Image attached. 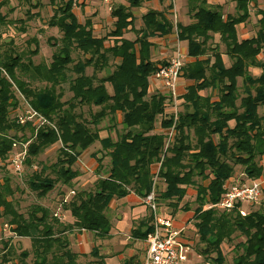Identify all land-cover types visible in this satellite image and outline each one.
Instances as JSON below:
<instances>
[{
    "label": "trees",
    "instance_id": "trees-1",
    "mask_svg": "<svg viewBox=\"0 0 264 264\" xmlns=\"http://www.w3.org/2000/svg\"><path fill=\"white\" fill-rule=\"evenodd\" d=\"M20 1L32 4V0ZM234 1L235 15H224L219 5L187 0V15L192 21L186 26L173 25L167 18L172 5L162 11L150 9L141 18L142 29L134 30L135 38L129 40L124 35L134 23L131 10L139 7L140 1L127 0V6L117 5L110 11L114 23L108 33L110 45L106 46L107 37H95L89 19L80 24L71 0H66L48 21V27L61 34L49 63L35 65L31 57L36 50L16 54L6 47L0 51L1 161L7 159L13 144L28 143L26 165H32L45 149L60 144V159L33 172L28 181L29 188L44 197L58 184L71 187L78 177L73 166L79 153L95 142L100 144L103 157H109L93 190L72 197L67 209L73 219L69 226H61L49 209L38 205L22 217L9 180H0V219L12 226L15 237L30 240V249L17 255L21 264H26L30 255L32 264H79L81 254L70 249L66 234L77 229L106 236L110 221L105 210L110 199H121L129 191L145 198L153 187V167L159 163L158 178L164 183L159 199L168 201L173 214L190 211L184 198L188 188L195 191L194 228L203 246L198 252L205 260L223 264L221 244L236 234L244 240L234 245L232 264H264V206L245 216L238 213L239 208H245L242 204L230 212L206 207L220 201L234 166L244 168L249 182L264 173V167L257 163L264 160V10L258 9L264 0ZM5 3L0 1V10ZM256 7L257 31L240 40L238 26L248 22L250 8ZM5 20L0 15V24L18 22ZM174 27L177 40L189 46L180 75L188 84L176 116L173 110L167 112L169 103L174 106L171 97L159 92L148 97L149 79L167 65L152 61L151 39L171 35ZM30 42L37 44L36 39ZM218 43L224 52L219 51ZM34 83L37 88L32 87ZM64 85L71 97L61 101L57 88ZM15 92L46 124L27 121L21 125V115L10 118L11 111L18 108ZM83 107L98 109L89 114L90 121L76 113ZM118 115L123 140L118 133L115 141L101 139L100 123L105 119L114 122ZM157 118L164 133H154ZM101 161L98 169L103 168ZM151 221V217L143 221L132 235L145 239L152 230ZM11 254L13 249L9 248L4 256ZM90 255L94 264H105L97 247Z\"/></svg>",
    "mask_w": 264,
    "mask_h": 264
},
{
    "label": "rangeland",
    "instance_id": "rangeland-1",
    "mask_svg": "<svg viewBox=\"0 0 264 264\" xmlns=\"http://www.w3.org/2000/svg\"><path fill=\"white\" fill-rule=\"evenodd\" d=\"M5 1L4 8L1 9L0 15L5 16L6 20L4 23H8V21H18L15 24H0V51L4 50L6 47L12 49L16 54L19 53H25L27 51H34L36 50V53L34 56L31 57L33 63L35 65L40 63H49L51 61V56L54 51V44L59 40L61 37V34L58 32L55 28L48 27V21L53 16V14L57 11V9L60 6V3L66 0H32V4H29L27 2H23L20 0H0ZM118 3V0L114 2L112 5H110V8L106 9V7L103 5L102 0H80L75 7H73V13L76 16L78 22L80 24H83L85 20L89 19L92 21V28H93V34L95 37H107V42L105 43L106 46L110 45V38H108V33L113 28L114 20L110 17V11ZM227 3L223 4L222 12L224 15L230 14L235 15L236 10L235 8L232 9L231 7H226ZM178 6V14H180L179 10L182 8L180 7V0L177 1ZM221 7V8H222ZM256 8H250V18L248 22H246V27L240 28V34H244L246 37L249 35H254V33L257 31V24H256V11L258 9L264 10V2H259L258 9ZM183 10V9H182ZM171 11V10H170ZM142 11L135 10V14L137 15V18H139L138 14H140ZM170 19L173 23L179 22V18H177L174 15V12H169ZM139 29L140 26L137 23H134L132 26V29ZM131 30V28H130ZM248 31V32H247ZM242 32V33H241ZM127 36H129L131 39H134V34L127 33ZM31 39H36L37 44H33L30 42ZM157 41V40H155ZM219 40L215 38V42H218ZM214 42V44H216ZM219 45V51L224 52V46L221 43H218ZM168 48L171 47L172 54H168V57L164 59L166 63L174 56L175 52L177 50L183 51V47H187L185 44L178 43L176 40V36L172 38V42H168ZM214 46V45H213ZM159 50V49H158ZM155 59L159 57L157 51H155ZM264 57V50L263 55ZM76 53L73 54V58L76 59ZM161 58V57H160ZM226 64L228 63V59L224 58ZM87 74L91 73L90 69H87ZM72 78L73 75L69 74ZM155 78V77H154ZM156 79V78H155ZM158 80V79H156ZM162 83V82H161ZM32 87L37 88L38 84L34 83L32 84ZM107 90L111 91L110 86L107 85ZM57 93H61V101H66L71 97V94L67 91L66 85L60 86L57 88ZM154 91L149 92V95L153 94ZM15 98L18 101V108L16 110H12L10 113V118H16L19 115H24L25 111L27 110V105L25 103V100L22 98V96L15 92ZM98 109L92 108L91 110H88V108L83 107L82 109H77L76 113H82L83 118H85L87 121H90V113L97 112ZM120 121V115H118V118L114 122H110L108 119L103 120L100 125L99 129L100 131H103V128L107 131V133L102 132V137L104 135L111 137L112 141L116 140V135L114 134V129L118 133V135L123 140L124 138V132L121 130V124H119ZM157 128V124H156ZM17 137H21V134H16ZM26 137H29L28 133H25ZM21 143V142H20ZM28 143H21V145L17 149H26ZM59 149L60 144H55L48 149H45L38 157H36L32 165H26L23 161L22 165V172L20 174L15 173V171L10 167L8 162V155L7 159L1 161L0 160V180L1 179H8L10 188L13 190L14 197L19 202V213L22 217H25L27 214L28 209L33 205H38L39 207H43L47 209H50V212L54 215H56L55 219L57 221H62L64 224L67 223L69 225L70 222L73 221V219L70 216L69 211L67 210L69 208V203L72 200V197L74 194L84 191L89 192L93 190V184L90 185V183L86 186L85 189L80 190L76 189V191H72L70 188H73V182L71 187L68 185H61L58 184L55 186L54 190L49 192L44 197L37 196V193L32 191L28 186V181L30 176L33 172H38L42 167L49 166L51 164H54L59 157ZM12 150V149H11ZM10 150V151H11ZM100 148V144L98 142H95L90 148H88L86 151H82L79 153L78 160H80V155L83 154H90L92 155V158L96 159V157H99L100 154H102ZM103 157V154H102ZM101 161V159H99ZM258 165H262L264 167V160L261 158L260 160H257ZM109 164V157L105 156L103 157V160L101 161V167L97 170V174L104 173L106 170L107 165ZM73 169L77 171L79 175V171L76 166V164L73 166ZM155 170V167H153V172ZM243 180L245 183H249L250 178L247 177V175L244 173V168L242 166L236 165L234 166V172L231 177V179L228 181V183L236 180ZM153 180H155V191L156 193H159L161 191L163 183L160 178L153 176ZM258 180H264V173L259 177ZM65 187L64 190H61L62 187ZM264 186V184H263ZM264 189V188H263ZM133 194L132 191H129L127 195ZM126 195V196H127ZM136 196V195H135ZM158 196V195H157ZM124 198V197H123ZM139 198V197H138ZM65 199V201H63ZM140 200V198H139ZM157 204V211L156 214L160 216L161 219H171L169 217L164 216H173L172 208L168 206V201L165 202L163 200L159 199V196L156 199ZM187 201L188 204H190V211L188 212H182L177 211L178 214L183 215L185 213L186 218L185 221L182 223L183 233L182 236L184 239H186L188 242H190V260L187 264H212V260H205L204 257H202L199 254V250L203 247L198 240V236L196 234V230L194 228V220H193V211L197 207L195 202V191L193 188L187 189V195L184 198V201ZM182 204V203H181ZM245 212L248 213V211L253 209H260L264 206L263 204L259 207L252 205L249 206L248 204H243ZM207 209L210 207V205L206 206ZM171 210V213L169 211ZM150 212V210H148ZM165 213H163V212ZM126 215L123 217L122 222V228L124 230H127L129 227V221H130V210L127 208L125 209ZM142 212V209L140 207H135L131 210L132 214H138ZM176 212V213H177ZM53 215V216H54ZM150 217L153 218V213L150 212ZM152 222V221H151ZM117 226L119 227V222H116ZM115 223V224H116ZM142 221H139L138 224H141ZM137 224L136 227H139ZM66 225V224H65ZM174 228L178 226H173ZM0 239H5L10 237L9 231H11V227L6 224V221L3 219H0ZM177 229V228H176ZM71 233L68 235L69 243H70V249L75 252H81V256L78 257V263L79 264H94V258L90 255V250L94 245L97 244V238L94 240L91 239L93 237L92 232L86 233L87 240L81 236H77V233L74 232V229L69 231ZM95 235V234H94ZM67 236V235H66ZM70 236V237H69ZM76 236V238H75ZM90 237L91 241L88 240ZM101 237V236H99ZM6 240V239H5ZM2 240V241H5ZM242 236H238L234 234L232 236V240L230 242L224 241L221 244V251L224 258L223 264H232L234 257L236 256L235 250L233 249L234 245L237 243L243 241ZM128 241H126L123 238H120L117 236L116 240L110 244L109 247H106L103 250V255L105 259V264H124L125 260V254L128 251V247L126 246ZM1 245V244H0ZM72 245V246H71ZM107 246V244H105ZM139 246L142 247V243H139ZM18 246L12 244L13 253L11 254L7 259L9 262L15 263V264H21L20 259L18 258L15 250H17ZM2 246L0 247V260L2 259L3 253ZM20 251H23L20 249ZM82 252H85L82 253ZM120 252V253H117ZM117 253V254H116ZM32 256L28 257L25 260L26 264H32ZM208 262V263H207Z\"/></svg>",
    "mask_w": 264,
    "mask_h": 264
},
{
    "label": "crops",
    "instance_id": "crops-1",
    "mask_svg": "<svg viewBox=\"0 0 264 264\" xmlns=\"http://www.w3.org/2000/svg\"><path fill=\"white\" fill-rule=\"evenodd\" d=\"M139 1H140V6L137 8H133L131 10L132 15L134 16V23H137L140 26L139 29L134 28L136 31H139L142 29L141 18L148 10L152 9V10L162 11L166 6H169V5H172V9L168 10L167 18L170 19L171 15L169 14V12H174V15L177 18H179V22L173 23V25L181 24V25L186 26V25L190 24L192 21L190 19V17L187 15V0H180V7L183 9V10L182 9L179 10L180 14H178V12H177L179 9L177 6L178 0H171V1H169V0H167V1L166 0H139ZM206 1H207V4L213 5V6L219 5L222 7L223 4L227 3L226 7L229 6L232 9L235 8V1L234 0H206ZM114 2H116V0H114L111 3V5ZM103 5L106 7V9H108L105 4H103ZM117 5L127 6L128 3H127V0H118V3H116V5H114V6H117ZM222 9H223V7H222ZM135 10L142 11L140 14H138L139 18H137V15L134 13ZM72 12H73V9H72ZM91 23H92V21H91ZM241 26L244 28V27H246V24L244 23V24H240L238 26V30H237L238 38L240 40H242V39H246V38L250 37L251 35L246 37L244 34H240V28H242ZM130 28H131V30H130ZM130 28H129V31L127 33L134 34V32H133L134 30L132 29V27H130ZM175 36H176V29L174 27L173 33L171 35H167V36H164L162 38L151 39V42L153 43V46L150 50L152 61H163L164 59H166L168 57V54L173 55L174 52H172L171 47L168 48L167 45H168V42H172V38ZM124 38L131 40V38L129 36H127V34L124 35ZM155 40H157V41H155ZM176 40H177V36H176ZM177 42L185 44L186 46H188V44L186 42H179L178 40H177ZM182 50H183L182 52L187 55L188 51H189V46H188V48L183 47ZM155 51H157V53L159 55V57L157 59L154 58L156 56ZM187 84H188L187 81H185L181 78L179 79L178 84H177L176 108H174V106H172L169 103L167 105V108H169L170 110L167 109V112L173 110V113L176 116L175 111L178 113L181 110L182 100L180 97L184 94L185 86ZM151 91H154V93H156V92L162 93V94L166 95L167 97L169 96L167 89L162 85V83L159 80H156L154 77L149 79V92H151ZM212 98L215 99V96L213 95ZM117 118H118V116H117ZM120 121H121V118H120ZM120 121H119V124H120ZM156 124H157V128H156ZM98 129H99V127H98ZM105 131L106 130L104 128H103V131H100V129H99V136L101 139L108 137L106 135H104V137H102L101 133L105 132ZM105 133H107V131ZM154 133H156V134L164 133V131L160 127V118H157V120H156ZM166 133L167 132H165V134ZM114 134L115 135L117 134L115 129H114ZM80 158L81 159L76 162V166H77V168H79L78 169L79 175L73 182L74 183L73 188H70L71 192L76 191V189H80V190L85 189L89 183L91 185L100 176L104 175V173L97 174V170L99 168L98 161H99V159H103L102 154H100L99 157H96L97 158V160H96V159L92 158V155L84 154V152H83V154L80 155ZM242 180H244V179H242ZM232 182L228 183V181H227L225 184L226 187L229 184H231ZM162 183H163V180H162ZM163 186H164V183H163ZM163 186H162V188H163ZM64 189H65V187L61 188V190H64ZM155 193H156V191H155ZM159 194H160V191H159V193H156V196L157 195L159 196ZM63 201H65V199ZM189 206H190V204H189ZM135 207H140L142 209V212H140L138 214L136 213V214L131 215V210ZM127 208L130 210V216L131 217H130L128 229L124 230L122 228V222H123V217L126 215L125 209H127ZM148 210L149 209L141 202V200H139V198L133 194H129V195H127L121 199H116V198L110 199V201L108 202L107 208L105 210V215L108 217V219L110 221L109 233L106 236H102V237H99L98 235H94V233H91V234H93V237L91 239L94 240L95 238H97V240H98L96 245H94V243H93V247L94 246L97 247L100 255L103 256V258H104L103 250L106 247H109L110 244L116 240L117 236H119L120 238H123L126 241H128L126 244V246L128 247V251L124 256L125 257L124 264H141V261H142L143 255H144V251H145V243H144L143 239L134 237L132 235V231L137 228L136 226H137L139 221L143 222V221H146L147 219L150 218V212ZM163 213H165V212H163ZM169 213H171V210L169 211ZM179 213H182V212H179ZM188 213H185V214H188ZM185 214L180 215L177 212V213L173 214L172 217H171V215L170 216L166 215L164 217L165 218L170 217L171 218L170 220L172 221L173 226H175V227L178 226L176 228H180V227H182L183 221H185V218H186ZM68 222H70V224L73 223V221H68ZM116 222H119V227L117 226ZM59 223L61 226H64L65 224L68 225L67 223L64 224L62 221H59ZM138 226H139V224H138ZM10 227L12 229V226H10ZM0 230H1V228H0ZM74 232L77 233V236H81V238L84 237L87 240V237L85 234L88 232H85V231L82 232L81 230H77V229H74ZM9 233L11 235L8 238L5 237L6 240L0 239V242H2L4 244V246L0 245V247L2 246V249H3V251H2L3 255L6 253V251L9 248H12V244L15 246L16 245L18 246L17 250H15L16 254H19L21 252L20 249H22L23 251H27L30 249L29 238L15 237L11 231H9ZM70 234L71 233L68 232L66 234L67 237ZM75 238H76V236H75ZM91 239H90V237L88 238L89 241H91ZM2 240H5V241H2ZM68 240H69V238H68ZM139 243H142V247L139 246ZM105 244H107V246ZM69 247H70V245H69ZM77 253L81 254V252H77ZM82 253L85 254V252H82ZM117 253H120V252H117ZM5 258L7 259L8 257L2 256V259H5ZM2 259L0 260V264H15V263L9 262V260L2 262ZM104 262H105V259H104Z\"/></svg>",
    "mask_w": 264,
    "mask_h": 264
},
{
    "label": "built area",
    "instance_id": "built-area-1",
    "mask_svg": "<svg viewBox=\"0 0 264 264\" xmlns=\"http://www.w3.org/2000/svg\"><path fill=\"white\" fill-rule=\"evenodd\" d=\"M80 0H71L72 7H75ZM114 0H102V3L110 8ZM187 55L180 50H177L174 56L167 62L166 66L160 67L155 74V78L162 82V85L167 89L169 96L173 101L174 108H176L177 98V84L182 73ZM176 114V111H175ZM21 125L27 121L33 125L46 124L45 120L37 115L32 109L27 106L24 115L18 118ZM171 133H169L170 135ZM20 145L13 144L12 150L8 154V162L15 173L22 172L23 161L26 156V149H17ZM162 161V159H161ZM160 163L157 165L153 176L158 177ZM264 180L251 181L249 183L243 180L233 181L226 187L225 192L221 196L220 201L216 205L210 207H217L225 211H232L237 204H248L249 206H261L264 198L262 196ZM155 180H153V187L151 192L145 197L140 198L141 202L153 213L151 222L152 230L144 240L145 251L141 264H187L190 260V242L183 238L182 228H174L170 219H161L156 214L158 209L155 197ZM208 207V208H210ZM243 208L238 209L241 216H245L247 212ZM249 212V211H248ZM56 217V215H54ZM83 232V230H81Z\"/></svg>",
    "mask_w": 264,
    "mask_h": 264
}]
</instances>
